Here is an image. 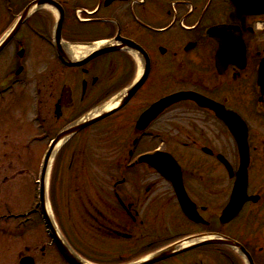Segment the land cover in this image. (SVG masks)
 I'll use <instances>...</instances> for the list:
<instances>
[{"label": "flooded vegetation", "instance_id": "1", "mask_svg": "<svg viewBox=\"0 0 264 264\" xmlns=\"http://www.w3.org/2000/svg\"><path fill=\"white\" fill-rule=\"evenodd\" d=\"M234 14L229 0H0V104L18 95L30 127L25 135L12 134V143L7 133L0 135V254L12 264H66L57 239L47 237L39 208H31L35 181L26 159L10 149L52 141L108 113L67 143L102 146L97 160L84 151L79 163L84 183L90 185L92 165L99 184L80 187L83 197L71 201L86 209L94 237L86 248L107 258L100 264H135L208 234L227 237L229 247L202 246L154 264H264V169L257 179L251 175L254 159H264V95L257 83L264 16ZM229 28L241 34L242 60L229 54ZM97 44L80 59L72 52ZM183 95L219 103L247 125V200L227 225L219 223L218 198H231L239 154L215 114L190 98L138 124L162 99ZM218 134L229 145L224 191L217 186ZM167 162L179 166L203 223L182 215L172 187L154 168ZM29 179L32 198L25 205ZM69 228L59 246L82 257Z\"/></svg>", "mask_w": 264, "mask_h": 264}, {"label": "rangeland", "instance_id": "2", "mask_svg": "<svg viewBox=\"0 0 264 264\" xmlns=\"http://www.w3.org/2000/svg\"><path fill=\"white\" fill-rule=\"evenodd\" d=\"M0 107L3 108V112L0 115L2 118V122L5 125L0 124V135L3 133H7L9 135V143H12L10 140V136H20L25 135L30 132V127L27 125V118L22 115L21 112V104L18 102V95L11 97L4 102V104H0ZM9 108L8 111L5 109ZM1 147V144H0ZM12 147V146H11ZM47 148V140L36 141L31 145L24 146H13L10 149V152L20 153L23 155V158L26 159L24 166L28 169L29 174L33 175L32 180L34 181L39 179L40 173V158L42 154ZM101 145H96L95 141L90 140V144L86 146L76 145L75 142L71 145H64L56 154L51 161L49 177H48V195L54 201V210L58 218L59 226L63 229L64 233H69L70 228L69 224L72 226L74 232L78 235L81 240V244L79 243V239L75 236L73 238V242L75 247H78L80 255H83L85 260H88L91 263L100 264L101 261L106 260L105 256L97 255L96 253H92L88 251L86 248L87 245H91L94 237L91 234L92 231L88 229V214L86 213V209L81 207L78 209L77 205H73L71 203L72 199L79 200L83 197V194L80 189L82 186H87V180L84 183L81 172L79 171L81 164H79L83 160L84 151L91 153L90 158L93 160H97V156L100 153ZM0 148V154H1ZM218 152L225 156V158L229 161V145L226 143L225 136L218 134ZM73 157V164L71 163V159ZM13 164H17L13 162ZM21 168V167H20ZM90 168V185L88 186H97L100 182L101 177L99 178V173L97 172V168H94L92 165ZM218 169V168H217ZM221 169V168H220ZM220 169H218L220 171ZM264 169V159H254V162L251 166V175L254 176L255 179L260 176V172ZM32 174H31V173ZM97 172V173H96ZM218 181L217 186L221 190H225V185L227 186V175L222 169L221 172L217 175ZM54 182L53 189L50 187V181ZM27 188H26V197L24 199V204L28 205L31 201L32 196V182L31 179L27 180ZM101 185V184H100ZM35 189H38V186L34 185ZM79 189V192L77 191ZM89 196H91L90 190L87 192ZM226 202V194L225 197L218 198V203H220V207L222 208ZM69 203L70 206L68 205ZM172 209L168 210L167 216L170 221V213ZM55 215V214H54ZM167 216L164 222L167 221ZM86 223H85V220ZM88 229V230H87ZM86 236H90L89 238H85ZM83 237V238H81ZM92 237V238H91ZM76 247V248H77ZM11 261L8 260V256L1 253L0 254V264H12ZM119 261H117L118 263ZM60 264V263H58Z\"/></svg>", "mask_w": 264, "mask_h": 264}, {"label": "water", "instance_id": "3", "mask_svg": "<svg viewBox=\"0 0 264 264\" xmlns=\"http://www.w3.org/2000/svg\"><path fill=\"white\" fill-rule=\"evenodd\" d=\"M229 2L232 4V6L235 8L236 14L233 17L236 18H241L243 16H251V15H256V16H262L264 15V0H229ZM232 17V16H231ZM230 17V18H231ZM222 49V48H220ZM225 50H221V52H224ZM230 52L233 53L235 58H238L240 60H242L244 58V45L243 42L241 40V35L239 32H236L235 30H232L231 28H229V54ZM258 84L261 86L262 90H264V59L262 60L260 67H259V71H258ZM178 100L181 99H174V101H172L171 98L165 99L162 102L156 104L151 110H149L146 114L143 115V117L141 118V121L139 122V124L143 123V122H147L146 117L150 118V120H152L157 114H159L162 109L165 106H169L170 104H172L173 102H176ZM170 101L167 104H163ZM211 109L217 114V117L223 121V123L225 124V126L228 128V130L230 129L233 133L234 139L237 143V146L239 148V152H240V156H241V165L239 168V173L237 174V181L235 184L236 190L234 192V198L233 200L230 202V204L227 205V207L225 208V210L222 213L221 216V223L225 224L227 222H229V212H231L232 207H236L235 210H237L240 206V202L239 200H237L235 197V195L239 196V197H243L244 196V192H245V186H246V170H247V166H248V152H247V143H246V131L242 126V122L240 121V119L233 115L232 113L226 111L222 106L220 105H212ZM106 115H103L100 118H103ZM89 123H85L81 126H76L74 128H71L70 130L66 131L65 133H63L59 139L53 143L48 156L45 160L44 166H43V170H42V174H41V192H40V198H41V207H42V211L45 215V219L47 224L50 226V221L49 218L47 217L46 211H45V205H44V178H45V173H46V169H47V165H48V161L49 158L51 156L52 151L54 150L56 144H58L60 141H62L64 138L68 137L71 134H74L75 132L79 131L80 129H82L83 127L87 126ZM153 156H150L148 159V162H152L153 160ZM219 159L221 161H223L225 163V165L227 166V169L229 171V167L227 165V163L221 158L219 157ZM159 173H161V175L168 180L174 191L175 194L177 196L178 202L180 204V207L183 211V213L185 214V216L194 221V222H198V216L195 212V207L194 205L189 201V199L187 198L182 184H181V180H180V174L178 172V170L172 168V170L170 169V172L161 167ZM206 243H215V242H206ZM219 243H227L229 244V241H225V240H221L219 241ZM204 244V243H201ZM201 244H197L194 246H191L190 248H194L196 246H199ZM184 249L183 247H181L180 245L174 246L172 248H169L163 252H161L159 255H157L156 257H154L152 260L144 263V264H151L154 262H158L164 259H167L175 254H178L180 252H183ZM65 253V252H64ZM66 256L69 258V260L73 263V264H80L77 261L73 260L67 253H65Z\"/></svg>", "mask_w": 264, "mask_h": 264}, {"label": "bare ground", "instance_id": "4", "mask_svg": "<svg viewBox=\"0 0 264 264\" xmlns=\"http://www.w3.org/2000/svg\"><path fill=\"white\" fill-rule=\"evenodd\" d=\"M101 44H97L96 46L94 47H87V48H80V49H73L72 52L73 54L76 56L77 59H80L82 57H84L87 53L93 51L94 49L96 48H99ZM62 145V143L58 144L57 147L55 148L54 150V154L56 153V151L60 148V146ZM53 154V155H54ZM52 161V160H51ZM51 161L49 163V168L47 170V175H46V179H45V189L47 190V187H48V177H49V171H50V165H51ZM46 204H47V212L49 214V216L51 217V211H50V206H49V203L48 201H46ZM190 243H193L192 241L190 242H185L184 245H188Z\"/></svg>", "mask_w": 264, "mask_h": 264}]
</instances>
